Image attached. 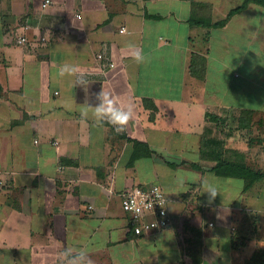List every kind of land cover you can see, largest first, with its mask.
Masks as SVG:
<instances>
[{"label": "crops", "instance_id": "1", "mask_svg": "<svg viewBox=\"0 0 264 264\" xmlns=\"http://www.w3.org/2000/svg\"><path fill=\"white\" fill-rule=\"evenodd\" d=\"M45 1L0 0V264H68L67 249L93 264H264V179L211 170L264 165V129L245 139L264 128V8L215 28L191 23L192 2L212 23L237 3ZM99 53L116 66L108 83L59 76ZM102 90L133 108L122 133L92 117ZM150 184L171 224L135 236L123 193Z\"/></svg>", "mask_w": 264, "mask_h": 264}, {"label": "built area", "instance_id": "2", "mask_svg": "<svg viewBox=\"0 0 264 264\" xmlns=\"http://www.w3.org/2000/svg\"><path fill=\"white\" fill-rule=\"evenodd\" d=\"M51 3V0H46L42 7L46 8ZM21 42H25V39ZM96 59L98 64L96 69L82 71L83 79L108 83L110 81L108 73L116 66L102 53L97 54ZM123 198V210L130 218L131 231L135 236L155 234L169 228L171 224L169 200L160 185L134 186L123 193Z\"/></svg>", "mask_w": 264, "mask_h": 264}, {"label": "clouds", "instance_id": "3", "mask_svg": "<svg viewBox=\"0 0 264 264\" xmlns=\"http://www.w3.org/2000/svg\"><path fill=\"white\" fill-rule=\"evenodd\" d=\"M133 58L138 64L145 62V57L140 51H135L133 53ZM59 76L75 77V84L81 86H84L85 84L82 69L74 64L65 63L61 66L59 69ZM97 98L99 104L95 107L89 106L92 117L95 121L97 123L106 121L113 126L115 132L118 134L124 132L129 122L135 119L133 108L130 105L126 107L119 97L112 96L104 90L98 94ZM204 193L209 194L210 203L215 200L218 194H220L216 187L211 183L205 185ZM72 251V249H67L62 254L64 257H70V259H68V264H93L86 250H80L75 256H72Z\"/></svg>", "mask_w": 264, "mask_h": 264}, {"label": "trees", "instance_id": "4", "mask_svg": "<svg viewBox=\"0 0 264 264\" xmlns=\"http://www.w3.org/2000/svg\"><path fill=\"white\" fill-rule=\"evenodd\" d=\"M250 4H254L257 6H260L264 8V0H245L241 5L238 7H235L232 9L227 17V19L224 21H219L217 23H212L211 16H206L203 14V10L205 7H207L204 3H195L192 2V12H191V23L196 24L198 26H205V27H221L224 26L227 20L234 16L235 14H238L242 11H244L246 8L249 7ZM251 111H243L244 114H250ZM249 122V121H246ZM219 154V153H218ZM224 153L222 157H224ZM217 164L215 167H213L211 170L214 171L219 176L224 177H237L240 179L245 180L246 187L252 186L256 181L264 179V171L261 169H257L254 167H250L247 164L234 162L232 160H228L225 157L224 158H218Z\"/></svg>", "mask_w": 264, "mask_h": 264}, {"label": "rangeland", "instance_id": "5", "mask_svg": "<svg viewBox=\"0 0 264 264\" xmlns=\"http://www.w3.org/2000/svg\"><path fill=\"white\" fill-rule=\"evenodd\" d=\"M245 0H231V2L234 4V3H237L236 5H235V7H238L239 5H241L243 2H244ZM226 3H228V2H226ZM224 10H226V11H228L229 9H228V7L226 6V9L224 8ZM205 13V12H204ZM209 14V13H208ZM259 120V119H258ZM258 120H255V118H254V121H258ZM253 121V126H254V122ZM262 121H264V118H263V120ZM252 126V127H253ZM255 129H256V131H252V132H247V134H246V136H245V139H246V141H247V143H248V141L249 140H256V139H258L261 135H259L258 134V131L259 130H263L264 128H263V126H258V125H255V127H254ZM259 128H262V129H259ZM258 130V131H257ZM261 139H263L264 140V137L263 136H261ZM264 146V141H263V143L261 144V146ZM254 149H256L255 147H254ZM229 153V152H228ZM227 153V154H228ZM229 155H231V153H229ZM250 156H251V154H250ZM252 157V156H251ZM258 165L260 166V164L258 163ZM262 166V165H261ZM260 168H262V170L264 171V165L262 166V167H260Z\"/></svg>", "mask_w": 264, "mask_h": 264}]
</instances>
